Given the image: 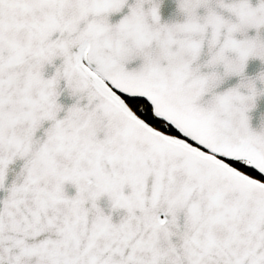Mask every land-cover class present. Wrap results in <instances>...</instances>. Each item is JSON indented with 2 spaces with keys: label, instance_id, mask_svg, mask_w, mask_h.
<instances>
[{
  "label": "snow or ice",
  "instance_id": "6c2138e0",
  "mask_svg": "<svg viewBox=\"0 0 264 264\" xmlns=\"http://www.w3.org/2000/svg\"><path fill=\"white\" fill-rule=\"evenodd\" d=\"M161 3L0 0V264H264V0Z\"/></svg>",
  "mask_w": 264,
  "mask_h": 264
},
{
  "label": "water",
  "instance_id": "95a60500",
  "mask_svg": "<svg viewBox=\"0 0 264 264\" xmlns=\"http://www.w3.org/2000/svg\"><path fill=\"white\" fill-rule=\"evenodd\" d=\"M161 15L164 22L176 21L182 19L178 12L177 0H162L161 3ZM261 71H264V64L259 61H251L249 63L247 74L251 77H255ZM237 80L231 81V84L237 83ZM264 87V86H262ZM73 101L68 98L67 95L61 98V103L70 106ZM251 118V126L256 131L264 130V97H262L257 104L255 110L249 113ZM22 162L10 166L6 187H10L13 181H15L17 174L20 172ZM8 195L7 192L0 190V200H3Z\"/></svg>",
  "mask_w": 264,
  "mask_h": 264
}]
</instances>
